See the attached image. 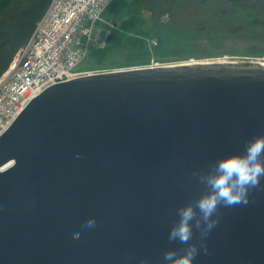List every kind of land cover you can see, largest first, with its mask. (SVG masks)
I'll use <instances>...</instances> for the list:
<instances>
[{"label": "water", "instance_id": "water-1", "mask_svg": "<svg viewBox=\"0 0 264 264\" xmlns=\"http://www.w3.org/2000/svg\"><path fill=\"white\" fill-rule=\"evenodd\" d=\"M264 133V62L193 61L44 88L0 134V264H161L177 206ZM195 264H264V178ZM96 224L77 230L78 218ZM199 238L198 230L194 239Z\"/></svg>", "mask_w": 264, "mask_h": 264}, {"label": "trees", "instance_id": "trees-1", "mask_svg": "<svg viewBox=\"0 0 264 264\" xmlns=\"http://www.w3.org/2000/svg\"><path fill=\"white\" fill-rule=\"evenodd\" d=\"M138 1L113 0L108 5L106 10L119 19L117 25L113 27L114 36L106 40L102 47L90 49L88 58L91 59V64H86L85 67H112L109 64L112 55L121 50L125 57L121 64L126 66L146 63L152 55L179 56L180 50L185 51L186 47L199 45L195 42L198 38L205 37L212 44V33L220 31L223 27L231 30L233 22L228 19L232 15L237 18L235 28L241 32L264 33V22H257L262 19L260 16L264 14V5L253 8L254 0H204L202 6H200L202 0H196L199 6L197 5V8L194 6L196 12L190 17L191 20L193 17L214 16L216 8L223 15H219L220 23L209 22L203 25L190 22L188 19L184 21L168 19L163 22L159 15L151 12L142 14L140 10H133ZM172 1L177 3L180 0ZM50 2L51 0H0V75L6 72L20 50L30 41ZM152 37L155 43L150 42ZM193 54L196 58L212 56L204 46ZM180 56L187 59L191 54Z\"/></svg>", "mask_w": 264, "mask_h": 264}, {"label": "built area", "instance_id": "built-area-1", "mask_svg": "<svg viewBox=\"0 0 264 264\" xmlns=\"http://www.w3.org/2000/svg\"><path fill=\"white\" fill-rule=\"evenodd\" d=\"M109 2L51 0L30 41L14 61L21 55L20 58L29 57L18 65L12 85H7L6 92L0 89V132L45 86L84 73L76 66L92 39L95 21Z\"/></svg>", "mask_w": 264, "mask_h": 264}, {"label": "clouds", "instance_id": "clouds-1", "mask_svg": "<svg viewBox=\"0 0 264 264\" xmlns=\"http://www.w3.org/2000/svg\"><path fill=\"white\" fill-rule=\"evenodd\" d=\"M193 175L205 185V190L194 201L177 206V218L169 227L168 240L178 241L182 247L164 248L161 264H195L200 250L207 249L210 230L219 222V207L248 203L250 190L260 186L264 178V133L250 138L242 151L224 154L207 170H194ZM95 224L94 216L74 222L77 230ZM196 230L198 239H194ZM139 264H148V261L141 258Z\"/></svg>", "mask_w": 264, "mask_h": 264}, {"label": "rangeland", "instance_id": "rangeland-1", "mask_svg": "<svg viewBox=\"0 0 264 264\" xmlns=\"http://www.w3.org/2000/svg\"><path fill=\"white\" fill-rule=\"evenodd\" d=\"M203 1L204 0L200 1V6H202ZM254 1H255V5L253 6V8H258L260 7V5H264V0H254ZM172 2L174 1L172 0H139L138 4L133 7V10H140L142 14H149L151 12L154 15H157V16L159 15V18L163 22H166L168 19H173V20H178V21H184L188 19L190 22H194L198 25L207 24L209 22L220 23V21L218 20L219 15L223 16L221 15L222 12L219 11L218 8H216L214 16H211L208 18L207 17H193L191 20L190 17L195 14L196 12L195 7L197 8V5H198L196 0H180L177 3H172ZM260 18L262 19L257 20V22H260V23L264 22V14L263 16H260ZM236 19L237 18H235V16L233 15L229 17L228 19V21L233 22V25L231 26V30H227L225 27H223L220 31L212 33V36H213L212 44L208 42V40L205 37L197 36L200 38H198L195 42L199 43V45L190 46L188 48L186 47L185 51L180 50V55L191 54L190 58L185 59V58H182L180 55H179L180 57L178 55H174L172 57H158V56L152 55V58L159 59L158 61H155V62H164L168 64L179 63L183 61H194L197 59L231 61V62H238V63L254 62L255 60L264 61V33L263 34H253V33L248 34L247 32H241L240 30L235 28V26H237ZM118 21H119L118 18L113 17V14L110 13V11L106 10L101 20L99 21V25L103 29H106L107 32L110 33L111 38H113L114 32H115L113 27L117 25ZM153 41L155 40L152 37V39H150V42L153 43ZM201 46H204L207 49V51L210 54H212V56L210 57L205 56V57H200V58L194 57L193 53H195L196 50H200ZM199 53H203V52H199ZM122 54H123L122 50L116 51L112 55L109 61L110 66L119 67V68L128 67V65L126 66L124 64H121V62L125 59V57H123ZM20 57L19 59H17L16 61H13L10 64L6 72L0 75V89H3L5 91L7 85H9L10 83L12 85L13 78L15 77V72H16L18 65H20L22 61H25L26 57H29V56H24L23 58H20ZM86 64H91L90 58H88V60L85 62V65ZM104 64H108V63H104Z\"/></svg>", "mask_w": 264, "mask_h": 264}]
</instances>
